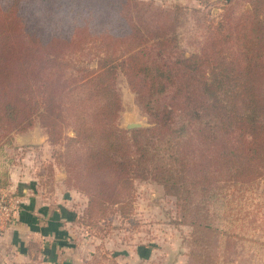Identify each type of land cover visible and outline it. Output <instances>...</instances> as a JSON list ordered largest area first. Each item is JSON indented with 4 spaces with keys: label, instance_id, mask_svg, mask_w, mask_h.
Instances as JSON below:
<instances>
[{
    "label": "trees",
    "instance_id": "1",
    "mask_svg": "<svg viewBox=\"0 0 264 264\" xmlns=\"http://www.w3.org/2000/svg\"><path fill=\"white\" fill-rule=\"evenodd\" d=\"M246 3L201 33L140 0H0V141L70 128L85 217L124 216L139 180L205 224L264 178V0ZM118 74L148 126L117 125Z\"/></svg>",
    "mask_w": 264,
    "mask_h": 264
},
{
    "label": "rangeland",
    "instance_id": "2",
    "mask_svg": "<svg viewBox=\"0 0 264 264\" xmlns=\"http://www.w3.org/2000/svg\"><path fill=\"white\" fill-rule=\"evenodd\" d=\"M140 1L167 11L169 18L180 17L185 22L182 29L201 33L210 32L225 14L236 19L249 9L247 0ZM115 88L121 104L117 125L125 130L130 125L146 127L148 117L122 74L117 75ZM72 136L67 128L65 139L49 144L37 122L11 139H2L0 190L18 197H23V191L33 198L29 203L43 208L62 204L59 198L70 191L64 236L80 249L78 264H264V178L230 208L207 207L210 218L202 225L195 222V209L183 216L176 199L160 185L139 180L134 182L124 216L116 209L106 219H91L84 215L87 198L73 189V168L79 161L68 143ZM54 177L61 181L53 182Z\"/></svg>",
    "mask_w": 264,
    "mask_h": 264
},
{
    "label": "crops",
    "instance_id": "3",
    "mask_svg": "<svg viewBox=\"0 0 264 264\" xmlns=\"http://www.w3.org/2000/svg\"><path fill=\"white\" fill-rule=\"evenodd\" d=\"M60 178L54 177L53 182ZM22 193L23 197L17 196L21 200L19 210L0 232V264H78L81 251L64 236L69 210L66 201L71 192L66 190L65 198H59L62 204H44L46 208L29 203L33 198ZM55 213L57 217L52 216Z\"/></svg>",
    "mask_w": 264,
    "mask_h": 264
},
{
    "label": "built area",
    "instance_id": "4",
    "mask_svg": "<svg viewBox=\"0 0 264 264\" xmlns=\"http://www.w3.org/2000/svg\"><path fill=\"white\" fill-rule=\"evenodd\" d=\"M21 206V200L5 190H0V232L14 218Z\"/></svg>",
    "mask_w": 264,
    "mask_h": 264
},
{
    "label": "water",
    "instance_id": "5",
    "mask_svg": "<svg viewBox=\"0 0 264 264\" xmlns=\"http://www.w3.org/2000/svg\"><path fill=\"white\" fill-rule=\"evenodd\" d=\"M134 128H142V127H138V125H130L129 126V129H127V130L134 129Z\"/></svg>",
    "mask_w": 264,
    "mask_h": 264
}]
</instances>
